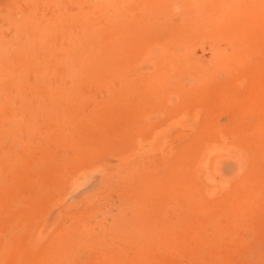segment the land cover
<instances>
[{
    "label": "rangeland",
    "instance_id": "374dc122",
    "mask_svg": "<svg viewBox=\"0 0 264 264\" xmlns=\"http://www.w3.org/2000/svg\"><path fill=\"white\" fill-rule=\"evenodd\" d=\"M63 1L0 0L1 44L25 10L72 19L52 34L67 48L62 34L83 30L95 0ZM106 6L89 20L97 64L57 115L49 101L39 104L51 116L24 100L2 107L0 264H251L256 250L264 264L263 143L244 142L264 133V0ZM16 54L0 59L4 78Z\"/></svg>",
    "mask_w": 264,
    "mask_h": 264
},
{
    "label": "bare ground",
    "instance_id": "6f19581e",
    "mask_svg": "<svg viewBox=\"0 0 264 264\" xmlns=\"http://www.w3.org/2000/svg\"><path fill=\"white\" fill-rule=\"evenodd\" d=\"M26 1H29V0H23V2H26ZM52 1H54L52 3L57 8H61L62 4L64 5L63 0H52ZM19 6H17V8L20 10ZM35 6H36V2H35ZM90 8H91V12L85 15H82L79 18V26L78 25L77 26L78 28H80L81 26V28L83 29L82 30L80 28L82 30L80 31L82 32V34L79 35L80 32H77L76 30H72L71 28H70L71 31L69 30L70 33L64 32L62 34L63 39L65 38V36H68L69 46L67 48H64L61 45H55V43L52 40H54L55 42L56 41L61 42V41L57 40V34L54 37L52 36V34H55L59 30H64L63 26H60V23H64V24L68 22L70 23L72 19L67 17L68 21H66V18H65L66 16H64L63 20H61V18H58L57 20L53 21L51 19H47L46 17L44 18V15H42L43 16L42 18L36 19L34 17V15L36 14H33V13L30 14L28 12H25V10H23L22 11L23 13L20 11L22 13L21 15L14 17V19L12 20L13 22L12 27L15 29L14 41L9 44L8 43L1 44L2 40L0 39V55H1L0 59H4L5 57L8 59V57H10L11 51H14L17 53L16 56H14V58L16 59L15 64L13 62H9V60L6 63L8 67L12 66V69L16 68L15 71L11 69L10 71H7L8 76H6V78L12 80L16 85H11L10 83H8L7 92H5L0 85V146L2 144L3 137L5 136L4 138H6L7 136L5 135L6 133L3 132V128L5 126H3L2 122L4 121V123H7L8 121L3 120L4 116L2 118V115H1V112L3 108H5L4 106H6V104L8 103L15 104V102L17 101L23 102V100L29 102L28 104L30 103L32 104L40 103L41 104V102L45 103L44 101H47V102L49 101V104L50 102H52L51 108L55 109V106L57 105L58 102L60 106L62 102H65L68 100L74 86L76 85V83L79 82V74L82 72L84 67L91 66V64H97V61L92 60V56H93L92 45L93 44H91L94 36L97 34V27H95L96 25L92 21H89V20L92 17L91 13H94V12L99 11V13L106 15L107 13L106 0H95L91 3ZM30 25L31 27L32 25L34 26L32 27V30L34 28L36 30L40 29L38 33L39 34L38 40H37L38 37H35L34 35L30 36V33H29L31 32L30 31L31 29H29ZM193 27L194 26H192V28ZM98 53H99L98 50L94 51L95 55H97ZM46 54H48V57H46ZM39 59H41V61L44 64L40 65ZM31 64L40 65V66L36 67L35 71H31L29 70ZM30 74H32V79L34 80L36 86L34 88V95L27 96L28 95V93H26L27 89L24 87L23 84L31 81ZM6 78H4L3 73L0 72V84ZM24 104L26 103L24 102ZM38 104H35V105H38ZM40 104L38 107L36 106L37 107L36 110H38V108H39V111L42 110L41 107L43 104L41 105V107H40ZM31 105H26L27 106L26 110L30 111L31 109H33ZM45 106H46V103H45ZM22 109L24 110V113H26L23 107ZM55 110L53 111L55 112ZM31 112L32 110L30 111V113ZM51 112H48V111L46 112V110L43 109V113L42 111L39 113H42L41 114L42 116L43 114L47 116V114L49 115L50 113L49 116H51V114H54V112L52 113ZM57 112L58 111L56 110L55 115H57L56 114ZM39 113L35 111V114L31 113L32 115L31 114L30 115L31 117L33 115L38 116ZM31 119H33V117L30 118V121ZM4 125H7V124H4ZM17 125L15 126L14 124L12 125V127L8 126L11 128V129L8 128V130L11 131V132L9 131L11 134L17 130L19 131L20 127L17 128L18 127ZM27 126H29L28 131H33V126L31 124H27ZM262 126H264V121L262 123ZM4 129L6 130L7 128H4ZM258 136H252L254 137V139L257 137L258 140L255 139V141H251L250 137H247L246 140L249 139V141H246L244 139L245 140L244 142L256 143V141H258L257 143L259 142L261 143L262 141L263 144H261L260 147H256L257 148L256 153L259 151L264 153V133L261 134L262 140H260ZM196 144L198 145L195 148L196 153L194 157H195V160L199 161V162H196V166H197L196 169L197 168L200 169L202 166V162H203L202 160L203 158H205L204 156L205 147L201 144V141H196ZM251 144L253 147L255 146V144L254 145L253 143ZM258 148H259V151H258ZM195 151L192 150V152H195ZM2 156L3 154L0 156V161L2 160ZM184 157H185V154H184ZM200 161L202 162L200 163ZM188 164L190 166V163ZM242 168L243 167L241 163L238 162V173L242 171ZM259 191H262L261 188ZM262 259H263V254L259 252L258 250L253 251L251 253V256H250V260L252 262L251 264H262Z\"/></svg>",
    "mask_w": 264,
    "mask_h": 264
}]
</instances>
